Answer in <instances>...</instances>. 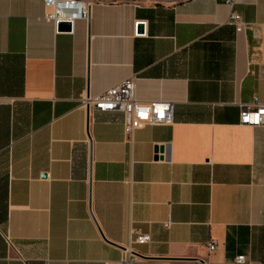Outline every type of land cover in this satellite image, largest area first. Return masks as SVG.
<instances>
[{"label":"crops","instance_id":"obj_1","mask_svg":"<svg viewBox=\"0 0 264 264\" xmlns=\"http://www.w3.org/2000/svg\"><path fill=\"white\" fill-rule=\"evenodd\" d=\"M91 1L56 31L0 0V264H264V127L239 123L264 103V0ZM133 75L173 115L128 140L79 99Z\"/></svg>","mask_w":264,"mask_h":264},{"label":"built area","instance_id":"obj_2","mask_svg":"<svg viewBox=\"0 0 264 264\" xmlns=\"http://www.w3.org/2000/svg\"><path fill=\"white\" fill-rule=\"evenodd\" d=\"M47 12L44 19L51 22L56 31L59 23H68L72 27L75 18L87 19L91 0H41ZM229 6H233L235 0H223ZM228 23L235 27L236 32L243 31L247 24L242 21L238 13L231 11ZM138 23H135L137 27ZM136 77L130 76L115 86L104 90L95 96H83L79 99L80 107L86 113V119L92 111L97 112H120L123 115V131L128 140L134 131L145 126H163L172 123L173 105L169 102H140L135 97ZM239 123L250 127H264V103L254 99L248 106H243L239 114ZM133 242L143 244L148 242V235L134 232ZM209 252L215 249V244H207ZM126 253L118 264H128L135 259L130 250ZM235 264H254L246 261L244 256L234 258ZM45 264H48L45 262Z\"/></svg>","mask_w":264,"mask_h":264},{"label":"water","instance_id":"obj_3","mask_svg":"<svg viewBox=\"0 0 264 264\" xmlns=\"http://www.w3.org/2000/svg\"><path fill=\"white\" fill-rule=\"evenodd\" d=\"M70 25L68 23H59L58 24V31H69ZM137 30L141 31V24H137Z\"/></svg>","mask_w":264,"mask_h":264}]
</instances>
